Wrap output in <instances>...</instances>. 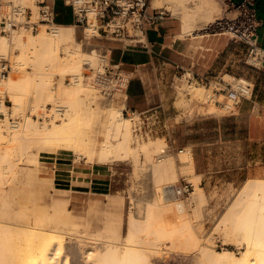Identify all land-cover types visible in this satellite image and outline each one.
Returning <instances> with one entry per match:
<instances>
[{"label": "rangeland", "instance_id": "1", "mask_svg": "<svg viewBox=\"0 0 264 264\" xmlns=\"http://www.w3.org/2000/svg\"><path fill=\"white\" fill-rule=\"evenodd\" d=\"M25 1L33 5L30 0ZM174 1V9H166L167 3L161 8L166 10L165 19L170 21V37L188 39L184 54L225 55L220 54V41L229 38L228 35L212 34L204 30L208 23L222 15L220 0ZM59 8L60 5L57 4L56 9ZM185 17L190 24L188 31L182 28ZM59 19L61 18L57 15L56 20ZM68 25L73 24L70 21ZM74 29L76 40L79 41L83 30L78 26ZM40 30L49 32L44 27ZM91 32L87 28L85 33L88 35H85L91 36ZM29 34H0V38L3 37L2 39L7 41V49H0V54L8 57L12 67L7 77L18 79L19 76L33 75V72L49 71L45 74H49L47 84L52 88L53 98L35 103L28 99L31 96L29 91V94L27 92L23 95L25 102L21 109L15 110L8 94L0 95L3 98L0 99L3 103L0 118H3L2 113L5 116L0 133L6 138L0 140V254H3L7 238L12 237V249L17 256L16 264H20L19 258L27 251L40 246L45 237L60 246L61 264H87L86 249L93 248L102 254L106 246L126 241L130 230L134 234V244H141L140 247L144 249L142 242L145 244L161 226L160 222H156L159 218L152 219L150 213L163 205L161 220L170 225V228H181L173 236L175 247L167 241L159 244L160 250L153 243L148 244L151 248L144 250L147 251L150 264H195L198 255L195 249H191L190 242L186 241L188 234V238L195 235V238L200 239L213 253L229 249L237 255L240 254L244 245L240 244L241 241L234 235L228 234L225 225L227 221L224 219L234 199L242 193L240 189L245 180L253 178L251 174L237 172L236 165L242 163L245 156L237 155L236 152L255 149L257 146L253 141L242 137L235 138L233 132L220 134L215 129V121L203 123L198 119L210 112L221 114L234 110L232 102L224 92L214 93L212 87L202 83H189L184 77H180L182 73L191 71L188 68L191 65L177 69V73L170 76L167 85V93L174 101L171 112L166 116L168 124L175 126L173 136L169 138L164 131L158 130L165 120L162 117L157 118L155 123H149L152 133L137 137L133 126L138 115H135L133 120L124 115L123 117L129 119V148L122 155L110 152L107 158H99L101 141L108 138L110 143L116 144L122 140L123 132H116L110 127L108 117L110 107L121 112L126 105L125 97L129 84L126 91L119 92L114 100L107 102L91 85L81 79L68 83L67 78L73 74H82L86 70V60L95 64L97 54L101 51L98 45H105L107 40L92 37L88 41L79 42L78 47L71 45L70 49L78 48L80 53H90L79 54L81 62L76 70L66 71L58 67L45 70L46 67L37 60L36 50H29L26 59L19 56L21 48L16 40H26ZM31 54L32 57H29ZM58 55L61 59L65 58L64 60L70 57L64 47H60ZM221 76L231 83L239 78L233 73H224ZM5 79L0 78L1 81ZM152 85L156 87L155 76L152 77ZM199 88L203 89V95L193 92ZM56 102L67 107L64 118L40 121L32 117L31 114L38 113L48 104ZM71 116L76 117L81 130L79 141L75 145L56 138L45 139L39 133L12 139L13 141L7 140L13 134V130L8 127V117L17 118L21 135L25 117H28L26 123L32 122L42 130L53 122L65 121ZM161 119L163 121L159 122ZM156 142H159V145L153 147ZM163 149L164 152H161ZM223 152H226L225 156ZM95 153L99 162H106L103 167H96ZM183 154L188 156V161L182 162ZM166 158L172 160L176 173L172 179L173 185L179 186L184 181L192 185V192L188 197L179 196L173 190L168 194L161 191V187L167 185L171 179H157L153 167ZM193 164H196V173L193 171ZM208 166L214 174L206 176L212 181L206 178L204 180L201 174L203 168ZM250 192L245 193L247 197H244L246 199L245 202L243 200V205H239L232 214L230 212L229 219H235L236 224L248 223L255 229L253 224L257 226V223L264 220V209L253 204V194ZM175 201L181 203V210ZM235 220L231 225L235 224ZM171 224L176 226L172 227ZM138 240L141 243H138ZM118 246L122 248L124 245L120 243ZM226 261L227 259L219 258L218 264H225Z\"/></svg>", "mask_w": 264, "mask_h": 264}, {"label": "bare ground", "instance_id": "2", "mask_svg": "<svg viewBox=\"0 0 264 264\" xmlns=\"http://www.w3.org/2000/svg\"><path fill=\"white\" fill-rule=\"evenodd\" d=\"M173 1L174 0H153V1L151 0V4L154 7H161L164 3H167V5L165 4L167 8L166 7L165 8L168 10H172L174 9ZM187 19H188L187 17L183 18L182 28L184 31H188L190 28V24L188 23L189 21H187ZM73 26L74 25L56 24L54 22L53 25L51 26L50 31L48 32L50 33V35H48V33H46L44 30H40L33 34L30 33L26 40L25 38L17 39L16 43L21 48V54H19L20 58L26 59L27 53L29 50H36L38 53L37 60L41 61L44 68L46 67L45 70L47 68H49L50 70V67H58L66 71L78 69L80 62H81L79 54H90V53L84 52V51H81L80 53L78 48L70 49V47L72 48L73 45H76L78 47L77 44H79L78 41L76 40L75 29H74L75 26L74 27ZM86 30L87 28L84 31L86 32ZM89 30L91 32L90 28ZM2 38H0L1 40L0 49L6 50L7 41L4 40L5 38L4 39ZM60 47H64V49L68 52L70 56L68 59L66 60H64L65 58L61 59V57L58 55V50L60 49ZM29 57H32V54ZM47 72H44L41 70V72L40 71L37 73L33 72L32 73L33 75L27 74L23 77L19 76L18 79H14L12 77H5L6 79L4 81L0 80V95L3 96L5 93H7L9 96V99L13 102L12 103L13 105L11 106H13L15 110L21 109V107L23 106L25 102V98L23 95L24 93H27V92L29 94V91H30L31 96L30 98L28 97V99H30L31 101L35 103L41 100L45 101V100L52 99L53 91H52V88H49L47 84V81H48L47 75H49V74H45ZM1 79H4V78H1ZM193 92L198 95H201V94L203 95V89L201 88ZM0 99H3V98L0 97ZM0 108H3V103L1 100H0ZM109 110H110L109 112L110 116L108 117V120H109L110 127L116 130V132H123V136L121 135L122 140H120V142L116 144L110 143L111 141H109L108 138L101 141L102 142L101 146H99L100 151H98L99 158H107L108 157L107 154L110 152H117L122 155V153L124 151L126 152V150L129 148L127 145V141L130 136L129 119L123 117L119 109H114L113 107H110ZM27 118L28 117L24 118V121L22 123V125L23 124L24 125L23 126L21 125L22 126L21 135L19 132L20 130H18L20 127L19 123L18 125L8 124V127L13 130V134L11 135V138L7 140H12V139L17 140L18 138L27 136L29 134L39 133L40 135H43L45 139L56 138V139L64 140L67 143L69 142L72 145H75L77 141H79L81 130H80V127L78 125V122L75 116H71L67 118V120L62 121V122H53L51 126L44 127V129L42 130L38 129V127L32 122L26 123L25 120ZM5 139L6 138L3 137V135L0 133V140H5ZM158 145H159V142H156L153 147H157ZM124 155L122 157H124ZM181 157H182V162L188 161L187 159L188 156L183 154ZM118 159H119V155H118ZM153 170H154L153 172L157 179L159 180L167 179V178L171 179V181H169L168 184L166 183L167 185L161 187V191L167 194L172 192V189H171V186H173L172 179L176 175L175 170L172 166V160L170 158L169 159L166 158L163 162L156 163L153 167ZM35 182L38 183V180H36ZM240 191H242V193H239L240 196H238L232 202V205L229 208L230 211L229 210L227 211L229 213L227 214L224 221H227L225 222V225H227V229L226 228L225 229L227 230L228 234L230 233L231 235H234L237 239H239V241H241L240 244L244 245V250L241 251V253L238 255L229 249H223L221 251H215L213 253L209 251L203 245V243L200 242L201 241L200 239L199 240L196 239L197 237L195 238V235L194 237L188 238L190 237L188 236L189 235L188 234L186 237V241L190 242L189 245H191V249L192 248L195 249L198 255L195 264H218L219 258L227 259L225 264H264V220L257 223V226L253 224V227H255V229H252L251 225H249L248 223L247 224H236L235 219H234L235 224L231 225V223L234 220L229 219L231 217V214L235 211V209L239 205L241 204L243 205L246 199L244 197H247L246 194L248 193V191L249 192L252 191L253 195L251 198H252L253 204H256L257 206H261L264 209V178H248L247 180H245ZM250 195H251V192H250ZM171 197L174 198V196H171ZM175 203L177 202L175 201ZM180 204L181 203H177L179 210H181L182 208ZM162 208L155 209L150 213V217L152 219L157 218V217L159 218V220H157L156 222H160L161 226L159 225L160 228L158 230H155V232L150 237V239L148 238L146 241L144 240L145 244L144 242H142L143 244L142 247L146 250L147 249L149 250L151 248V246L148 245L149 243H153L154 246H156L160 250L159 244H161V242H166V241L170 242V244L172 246L174 245L175 247V244L173 243L174 241L173 236L175 235L176 232H179L181 227L180 228L179 227L170 228V225L168 226L166 223H164L160 217L162 215L161 212H163ZM171 225L172 227L176 226V224L175 225L171 224ZM181 231H183V228L181 229ZM133 235L134 234L132 230H130L127 235L128 237L126 236V241L124 240V242H120V243H123L124 245L122 248L118 246L120 243H116L113 246L108 245L106 246L105 251H103L104 253L102 254L98 253L93 248L86 249L85 258H86L87 264H150V261L147 259V253H146L148 250L145 251L144 249H142L140 247L141 244L139 246L134 244L136 241L135 242L133 241L134 240ZM11 238L10 237L7 238V242L3 248L4 250L3 254H0V264H16L17 256H15L14 249H12L14 239H11ZM138 243H141V241H139ZM184 246L186 248V245ZM163 251H166V250H163ZM59 253H60V246L48 241L44 237V242H42L40 246L36 247L33 250L27 251L22 256L20 254L21 257L19 258L20 260L19 263L20 264H61L59 262V258H60ZM65 261L66 260L64 259L63 262Z\"/></svg>", "mask_w": 264, "mask_h": 264}, {"label": "built area", "instance_id": "3", "mask_svg": "<svg viewBox=\"0 0 264 264\" xmlns=\"http://www.w3.org/2000/svg\"><path fill=\"white\" fill-rule=\"evenodd\" d=\"M33 5L25 0H0V34L11 36L15 32L36 33L42 27L50 31L54 22H57V12L54 4L46 0H30ZM68 6L74 26L83 30L79 42L88 41L94 37L113 41H127L133 45H145L146 30L162 22L166 17V10L153 7L151 0H61ZM222 15L208 23L204 30L212 34H227L232 41L241 42L247 47L248 56L256 60L259 48L257 46L258 27L264 24L257 16L252 0H220ZM91 29V36L85 35V29ZM101 51L97 54V62L84 63L86 69L82 74H73L67 78L70 83L81 79L94 87L109 102L115 99L119 92L127 90L130 75L118 62L110 58L111 48L98 45ZM95 50V49H92ZM254 62V61H253ZM12 67L7 56L0 54V78H5ZM184 77L189 83H202L212 87L213 92H224L225 96L237 105L242 98L251 96L253 86L247 79L236 78L234 83L223 78H209L203 74L184 72ZM127 97H125L126 100ZM67 107L56 102L48 104L44 110L31 114L40 121L59 120L65 117ZM122 116L134 120L133 132L137 137H144L152 133L149 119L141 116L126 105L121 109ZM0 118V126L3 124ZM17 118L8 117L9 124L18 125ZM164 152V149L163 151ZM192 185L184 181L179 186H171L175 194L188 197L192 192Z\"/></svg>", "mask_w": 264, "mask_h": 264}, {"label": "crops", "instance_id": "4", "mask_svg": "<svg viewBox=\"0 0 264 264\" xmlns=\"http://www.w3.org/2000/svg\"><path fill=\"white\" fill-rule=\"evenodd\" d=\"M49 3L59 4L56 12L64 22H72L68 6L61 0H46ZM257 16L264 21V0H252ZM56 24L68 25L67 23ZM170 21L164 19L155 26L146 30L145 45H133L127 41H105L104 46L111 48L110 58L118 62L130 75L127 90L126 106L139 113L141 116L150 118L149 122L155 123L157 118H165L158 130L164 131L169 138L173 135L175 126L168 124L166 116L171 112L174 101L167 93V85L170 76L177 73V69L185 66L195 74H207L209 78L223 77L224 73H233L235 76L245 77L253 86L251 96L242 98L234 110L216 114L210 112L201 115L203 123L215 121V129L222 132H233L235 138L241 137L253 141L255 149H247L236 152L242 155V163L236 165L237 172L251 174L253 178H264V24L258 27L257 46L259 48L256 60L248 56L247 47L241 42L232 41L230 38L220 41V54H184V47L189 43L187 40L171 38ZM79 43V41H78ZM201 56V57H200ZM254 61V62H253ZM196 63V64H195ZM194 64L196 66H194ZM156 78V87L152 85V77ZM221 106V105H220ZM174 111V110H173ZM163 121L161 119L159 122ZM157 130V129H156ZM244 133V135H239ZM208 150V156H210ZM226 155V152H223ZM222 156V154H220ZM96 167H103L106 162H99L94 156ZM196 173V164H193ZM213 170L203 168V179L206 174L213 175Z\"/></svg>", "mask_w": 264, "mask_h": 264}, {"label": "trees", "instance_id": "5", "mask_svg": "<svg viewBox=\"0 0 264 264\" xmlns=\"http://www.w3.org/2000/svg\"><path fill=\"white\" fill-rule=\"evenodd\" d=\"M59 23H69V22H64L62 19H59V20H57Z\"/></svg>", "mask_w": 264, "mask_h": 264}]
</instances>
